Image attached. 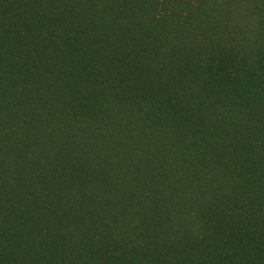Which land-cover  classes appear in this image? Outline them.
Returning <instances> with one entry per match:
<instances>
[{"label":"trees","instance_id":"obj_1","mask_svg":"<svg viewBox=\"0 0 264 264\" xmlns=\"http://www.w3.org/2000/svg\"><path fill=\"white\" fill-rule=\"evenodd\" d=\"M0 264H264V0H0Z\"/></svg>","mask_w":264,"mask_h":264}]
</instances>
